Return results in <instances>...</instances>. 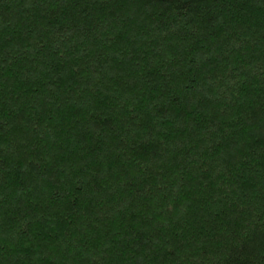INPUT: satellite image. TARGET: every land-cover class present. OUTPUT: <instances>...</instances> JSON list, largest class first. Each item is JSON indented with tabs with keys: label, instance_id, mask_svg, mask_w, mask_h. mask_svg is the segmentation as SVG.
<instances>
[{
	"label": "trees",
	"instance_id": "obj_1",
	"mask_svg": "<svg viewBox=\"0 0 264 264\" xmlns=\"http://www.w3.org/2000/svg\"><path fill=\"white\" fill-rule=\"evenodd\" d=\"M0 264H264V0H0Z\"/></svg>",
	"mask_w": 264,
	"mask_h": 264
}]
</instances>
